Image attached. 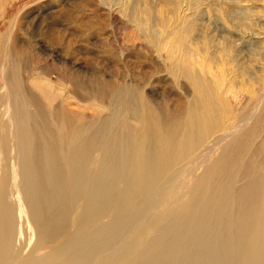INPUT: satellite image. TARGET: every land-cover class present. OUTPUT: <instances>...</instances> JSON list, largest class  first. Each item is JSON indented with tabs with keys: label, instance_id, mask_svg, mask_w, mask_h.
<instances>
[{
	"label": "bare ground",
	"instance_id": "bare-ground-1",
	"mask_svg": "<svg viewBox=\"0 0 264 264\" xmlns=\"http://www.w3.org/2000/svg\"><path fill=\"white\" fill-rule=\"evenodd\" d=\"M16 75L3 74L0 166L18 156L11 177L18 221L26 215L34 233L29 256L45 253L22 262L21 223L14 232L0 181V264H264L263 164L244 165L241 152L225 147L186 201L177 197L180 165L194 157L195 131L211 133L208 105L173 125L140 117L135 132L127 123L119 137L105 133V125L102 133L94 130L80 109H65L72 115L62 113L53 129L44 113L54 100L50 90L21 84ZM223 140L218 136L213 146ZM151 231L155 236L143 239Z\"/></svg>",
	"mask_w": 264,
	"mask_h": 264
},
{
	"label": "rangeland",
	"instance_id": "rangeland-1",
	"mask_svg": "<svg viewBox=\"0 0 264 264\" xmlns=\"http://www.w3.org/2000/svg\"><path fill=\"white\" fill-rule=\"evenodd\" d=\"M10 71L21 84L50 90L49 107L39 99L53 129L62 113L72 115L65 109H80L94 130L107 126L105 133L119 137L127 125L135 132L140 117L173 125L208 105L211 133L195 131L193 160L180 165L182 203L225 147L241 152L244 165H264V0H0V93ZM218 136L224 140L213 146ZM17 157L1 162L0 181L14 232L21 223L23 262L45 252L29 256L34 233L26 215L18 221Z\"/></svg>",
	"mask_w": 264,
	"mask_h": 264
}]
</instances>
